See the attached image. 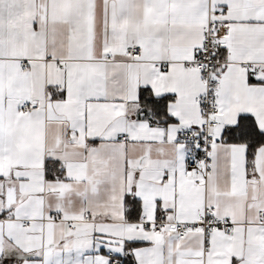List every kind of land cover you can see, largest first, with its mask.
I'll use <instances>...</instances> for the list:
<instances>
[{"label":"snow or ice","instance_id":"obj_1","mask_svg":"<svg viewBox=\"0 0 264 264\" xmlns=\"http://www.w3.org/2000/svg\"><path fill=\"white\" fill-rule=\"evenodd\" d=\"M0 264H264V0H0Z\"/></svg>","mask_w":264,"mask_h":264}]
</instances>
